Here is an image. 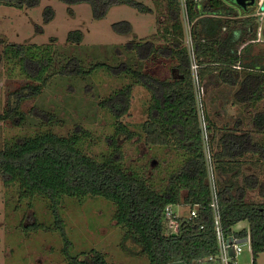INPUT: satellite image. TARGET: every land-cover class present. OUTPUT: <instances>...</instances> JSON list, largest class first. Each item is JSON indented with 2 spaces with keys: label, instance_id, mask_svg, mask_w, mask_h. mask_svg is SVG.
<instances>
[{
  "label": "trees",
  "instance_id": "16d2710c",
  "mask_svg": "<svg viewBox=\"0 0 264 264\" xmlns=\"http://www.w3.org/2000/svg\"><path fill=\"white\" fill-rule=\"evenodd\" d=\"M41 1L0 0V7L30 9ZM59 1L68 5L71 13L74 5H90L96 20L104 19L114 6H128L143 14L153 13L149 5L138 0ZM154 1L167 5L166 17L171 27V30H165L167 45H156L149 39L128 46L145 60H153L156 56L175 59L178 65L173 68L172 80L135 69L126 62L118 66L97 63L87 70L79 59L71 58L58 67L49 50L38 56L33 47L14 45L7 48V53L18 57L21 70L30 82L11 93L8 109L0 114V119L22 121L25 115L20 109L24 102L39 97L56 76L86 77L101 68L115 76L129 74L151 94L148 120L143 125L146 144L163 147L172 144L188 155L185 164L164 179L167 186L158 191L117 162H98L86 155L77 147L76 139L55 134L23 138L1 148L0 182L6 186L17 184L24 198L40 196L46 199L67 245L69 241L59 214L62 199L101 197L115 205V220L136 247L128 249L124 246L132 256L144 257L149 264H200V260L218 253V244L191 60L180 44L184 35L183 6L181 0ZM186 12L193 27L198 75L207 97H210V87L226 84L235 89L234 105L247 113L245 119L239 117L219 128L206 110V121L224 229L230 232L239 223H248L249 231L242 230L238 234L250 236L253 263L257 264L258 256L264 253V202H257L255 196L264 200V180L256 172H243L241 167L247 159L248 162L253 158L264 161V108H257L264 101V49L256 52L258 18L249 12L241 15L225 0L202 3L186 0ZM43 18L45 23L54 20L52 7L45 9ZM112 28L122 36L133 33V26L128 21L116 22ZM83 37L80 30L68 34V40L73 43L82 42ZM132 94L133 88L128 85L100 102V106L115 117L118 133L127 135L128 139L133 134L121 120L130 111ZM186 204L201 206L199 218L183 222L179 233L167 234L165 208ZM33 228L38 229L40 225L34 223ZM69 264L109 263L105 255L94 250L70 258Z\"/></svg>",
  "mask_w": 264,
  "mask_h": 264
},
{
  "label": "rangeland",
  "instance_id": "374dc122",
  "mask_svg": "<svg viewBox=\"0 0 264 264\" xmlns=\"http://www.w3.org/2000/svg\"><path fill=\"white\" fill-rule=\"evenodd\" d=\"M138 1L149 5L153 13L143 14L128 6H114L104 19L96 20L90 5L85 3L72 6L73 13L68 5L59 0H42L37 7L30 9L1 6L0 114L8 109L11 93L30 82L21 70L18 57L7 53V48L14 45L33 47L38 56L49 50L57 66L71 58L79 59L87 70L97 63L118 66L126 62L135 69L172 80V59L156 56L153 60H145L128 46L129 43L149 39L154 40L156 45L165 46L168 43L165 30H171L165 3ZM227 2L231 6L235 4L241 15L244 12L255 15L264 9V3L262 7L259 5L260 0H247L243 2L244 7L234 0ZM47 7H52L55 12V18L50 23H45L43 18ZM257 18L256 52H259L264 49V20L261 21L260 16ZM120 21L132 24L131 35L122 36L114 32L112 25ZM181 23L184 35L180 44L189 53L192 68L193 27L186 9L181 12ZM74 30L83 32L82 42L68 40V34ZM195 71L193 67L192 72ZM128 85L133 88L131 107L121 121L133 134L130 139L118 133L115 117L100 106L102 100ZM222 85L224 87L218 90L216 103L210 102L206 93V110L212 113L218 127H223L224 122L232 117L245 119L247 114L240 106L231 104L235 89ZM208 90L211 92L210 88ZM150 102V92L129 74L115 76L101 68L86 77L56 76L39 97L24 102L20 109L25 115L22 121L0 119V149L23 138L47 134L76 139L77 147L86 155L98 162L113 160L161 191L167 186L164 179L184 165L188 155L172 144L169 147L146 144L143 125L148 120ZM257 108H264V101ZM209 138L210 135H207V140ZM204 145L206 159L210 161L213 150L209 142ZM247 162L248 159L242 165V171L256 172L264 180V161L253 158ZM255 200L264 202L256 196ZM175 209L183 216L189 215L187 206ZM59 214L68 245L57 228L56 218L46 199L40 196L24 198L17 184L6 186L0 182V264H69L70 258L94 250L105 255L109 264H149L148 259L132 256L124 248L136 247L130 238H126V231L117 224L116 207L112 202L101 197L84 200L66 197L59 204ZM34 223H38L40 228H33ZM234 230L249 231L248 223L241 222ZM236 264H254L250 238ZM257 264H264V253L258 256Z\"/></svg>",
  "mask_w": 264,
  "mask_h": 264
},
{
  "label": "built area",
  "instance_id": "2783aa9c",
  "mask_svg": "<svg viewBox=\"0 0 264 264\" xmlns=\"http://www.w3.org/2000/svg\"><path fill=\"white\" fill-rule=\"evenodd\" d=\"M201 0H196L200 2ZM183 9H186V0H181ZM184 3V4H183ZM264 0H260V7H262ZM256 17L260 16L261 21L264 20V9L259 10L256 14ZM192 68L195 67L196 71L193 73V83L196 92V101H197V110L200 121V128L203 136L204 143H208L207 140L208 133V124L206 121V89L201 83L199 78V67L196 63L194 50L192 53ZM195 65V66H194ZM191 68V69H192ZM208 162V184L211 190V201L210 207L213 211L214 225L216 231V239L218 244V253L216 255H211L205 259L200 260V264H236L237 258L242 254L243 248L246 245L249 235L239 236L238 233L241 231L232 230L227 232L224 229L221 215V208L219 203V195L217 190L216 183V173L214 171V166L212 163V157ZM183 205H168L164 211V219L166 223L167 234H177L180 231V227L185 221H194L199 218L201 206L200 205H184L189 207V215L183 216L175 208H180ZM203 228V226L201 227ZM251 241V239H250ZM182 263V262H179ZM184 264V263H183Z\"/></svg>",
  "mask_w": 264,
  "mask_h": 264
},
{
  "label": "crops",
  "instance_id": "0c3cea01",
  "mask_svg": "<svg viewBox=\"0 0 264 264\" xmlns=\"http://www.w3.org/2000/svg\"><path fill=\"white\" fill-rule=\"evenodd\" d=\"M205 0H201L200 2L202 3V2H204ZM198 3V2H197ZM172 62H173V65H172V69L174 68V66H177L178 65V63L175 61V59H172L171 60ZM175 62V63H174ZM172 73V76H173V78H174V69H173V71L171 72ZM221 86H223L224 87V85H222V84H217L215 87H210V89H211V93H210V102H214L215 101V103H216V101L218 100L217 99V93H218V90H220L221 89ZM229 88V87H228ZM225 89H227V87L225 88ZM212 90H214V91H212ZM223 90V89H222ZM233 96V95H232ZM212 97H213V99H212ZM231 104H232V106H238V105H234V103H233V101L231 102ZM210 109V108H209ZM222 111H224V110H222ZM210 112V111H209ZM211 113V112H210ZM212 114V113H211ZM213 115H212V119H213ZM235 119H237V118H230V120H227V121H225L224 122V125L227 123V122H229V121H233V120H235ZM219 128H222V127H219ZM173 264H183V263H179V262H177V263H173Z\"/></svg>",
  "mask_w": 264,
  "mask_h": 264
},
{
  "label": "water",
  "instance_id": "95a60500",
  "mask_svg": "<svg viewBox=\"0 0 264 264\" xmlns=\"http://www.w3.org/2000/svg\"><path fill=\"white\" fill-rule=\"evenodd\" d=\"M234 2H235L236 4L241 5V6L244 7L243 2H247V0H234Z\"/></svg>",
  "mask_w": 264,
  "mask_h": 264
},
{
  "label": "flooded vegetation",
  "instance_id": "af4514ba",
  "mask_svg": "<svg viewBox=\"0 0 264 264\" xmlns=\"http://www.w3.org/2000/svg\"><path fill=\"white\" fill-rule=\"evenodd\" d=\"M228 0H226L225 2H227ZM228 3V2H227ZM235 5V4H234Z\"/></svg>",
  "mask_w": 264,
  "mask_h": 264
}]
</instances>
